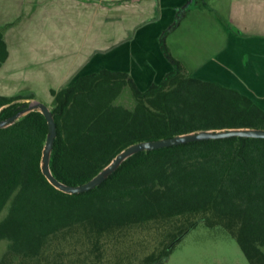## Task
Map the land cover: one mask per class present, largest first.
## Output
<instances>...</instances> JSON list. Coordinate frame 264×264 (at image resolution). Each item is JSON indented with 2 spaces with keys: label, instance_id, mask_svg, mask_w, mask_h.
Instances as JSON below:
<instances>
[{
  "label": "trees",
  "instance_id": "16d2710c",
  "mask_svg": "<svg viewBox=\"0 0 264 264\" xmlns=\"http://www.w3.org/2000/svg\"><path fill=\"white\" fill-rule=\"evenodd\" d=\"M161 44L173 70L146 90L128 73L107 68L51 90L57 138L50 169L58 181L84 185L140 142L201 130L264 129V109L254 100L188 76ZM8 57L0 28V69ZM127 92L132 108L119 103ZM28 99L34 97L0 96V120ZM48 132L39 111L0 129V213L9 204L0 222V241L8 242L0 264H105V254L130 246L127 235L138 228L161 238L144 261L162 264L201 222L224 228L249 264H264V139L231 137L141 152L96 189L69 195L42 173ZM71 247L76 259L66 260ZM117 258L114 264H133L128 255Z\"/></svg>",
  "mask_w": 264,
  "mask_h": 264
},
{
  "label": "crops",
  "instance_id": "0c3cea01",
  "mask_svg": "<svg viewBox=\"0 0 264 264\" xmlns=\"http://www.w3.org/2000/svg\"><path fill=\"white\" fill-rule=\"evenodd\" d=\"M186 1L178 0V3L182 6ZM197 1L196 7L186 14L188 17L196 9V29L183 32L182 36L178 34L168 43L173 57L184 63L188 76L238 90L264 109V0H221L218 3L220 8L223 4L221 13L212 4L210 10H203L204 7ZM14 3L19 4V16L23 17L17 21V26L9 28L8 24L14 21L18 11H10ZM159 3L162 7L160 19L143 24L130 33L133 37L130 40L132 43L127 44L129 48H121V44L114 46V66L113 69L107 68L128 73L141 90L160 83L173 70V65L157 48V43L166 25L169 26L176 16L177 2L159 0ZM87 9L86 0H0V28L9 52L0 69V82L10 83L13 77L27 75L22 73L25 69L34 70L38 66L50 67L51 72L46 73L52 74L54 77L50 80L56 81L58 68L71 70L73 59L75 65L81 66L83 62L79 63L78 58H85L88 52L87 43L85 48L82 44L85 16L84 34L88 32ZM45 10H51L48 12L51 16L45 17ZM74 12L81 18L80 34L77 24L72 21ZM62 19L65 20L64 25L61 24ZM156 23H161V27L157 28ZM230 25L234 26L233 29ZM79 43L80 53L73 54V49L78 50ZM84 51L86 53H81ZM85 59L83 68L88 64V59ZM51 60L52 63H48ZM142 72L155 76L145 87L139 85L137 78ZM85 74L76 75L59 89ZM50 80L45 79L46 82Z\"/></svg>",
  "mask_w": 264,
  "mask_h": 264
},
{
  "label": "rangeland",
  "instance_id": "374dc122",
  "mask_svg": "<svg viewBox=\"0 0 264 264\" xmlns=\"http://www.w3.org/2000/svg\"><path fill=\"white\" fill-rule=\"evenodd\" d=\"M86 1L88 6V32L87 35L86 33L84 34V29L86 26L85 16L83 23L84 28L82 30V44L83 48L86 47V43L88 47L87 56H85V58L88 59L87 67L83 68V64L86 60L84 56L82 58H78L79 63L83 62L81 66L75 65L76 61L75 59H73L74 65L72 68H70L71 70H66V72L60 70V68L57 69L58 77L56 81L50 80L54 76L52 74L46 73L47 71L51 72L50 67L47 68V66H38L34 70L28 68L22 72L26 73L27 75L13 77L10 80V83L0 82V94H4L6 95V97H15L20 95L23 98H28L30 97V95H32L34 99L22 100L21 102H29V104L43 102L51 109L52 107H54V99L50 94V90H52L53 88L59 89L61 86L66 85L70 81V79H73L74 77H76V75H81V73H90L93 71H98L101 68L113 69L116 53H113L112 48L114 46H118V44H121V48H129L130 45L127 44L132 43H130V40L133 37V34L130 33H133V31H135L143 24H151L158 18L160 19L162 12V7H160L159 0ZM196 1L197 0H195V2H193V4L191 5V0H188L181 6V4L178 3V0H173L174 4L177 2L176 16L173 19L172 23L169 26L167 24L165 30L160 34L158 38L157 48L159 47L162 51V40L165 41L167 47L169 48L168 43H170L175 36H177L178 34L182 36L183 32L196 29V9L195 11L191 12L188 17H186V14L191 9L196 7ZM197 2H199L202 8L204 7L203 10H210L212 8V6L210 5L212 4L213 6L216 5V9L219 10L220 13L222 12L221 10L223 8V4L221 5V8L218 6V3L221 2V0H198ZM18 6L19 4L14 3L10 7V11H12V9H18V11L16 10V14L13 17L14 21H10V23L8 24L9 28L17 26L19 24H17V21H19L21 17H23L22 15L19 16L20 8H18ZM188 8L191 9L188 10ZM166 9L168 8H165V10ZM50 11L45 10V17L50 15L48 13ZM52 18L58 19V17L53 16ZM34 19L35 18H33V20ZM68 21L69 20H67V22ZM72 21L77 24L76 27H78L79 29V21H81L80 15L74 12ZM64 23L65 20L62 19L61 24L64 25ZM161 25V23H156L155 26L157 28H160ZM230 27L233 29L234 26L230 25ZM80 43L78 50L73 49V54L80 53ZM81 53L84 54L86 52L84 51ZM170 53L172 55L171 51ZM68 61L69 60H67V62ZM48 63H52V60ZM180 63L186 70L184 63ZM143 72L140 77H137L139 79V85L141 87H145L146 84L150 82V80L155 79L154 75L150 76L148 72L146 74H143ZM46 74L47 76H43ZM45 79H49L50 81L46 82ZM259 97L261 98L262 96ZM119 103L128 108H132L134 106V100L128 92L124 94ZM8 209L9 204L0 213V222L7 215ZM148 231L149 233L143 231L142 228L132 230L131 234L127 235V237H129L130 241L132 242L130 246L125 247L119 245L117 251H112V247L109 250L108 254H105L104 263L114 264L118 260L117 256L122 257L128 255L130 256L131 262H133V264H146V262L144 261L145 257H147L155 247L159 246L158 243L161 240V238L160 240L155 239L154 235H152L154 234L152 230ZM7 248L8 242L5 240L0 241V260L4 253L7 251ZM74 249V247H71L70 249L65 250L68 253L65 257L66 260L76 259L77 253ZM119 252L123 254H119ZM124 262H126V260ZM125 264H128V262H126ZM162 264L249 263L240 250L236 240L224 228H209L203 222H201L181 238V240L175 245L169 257L164 260Z\"/></svg>",
  "mask_w": 264,
  "mask_h": 264
},
{
  "label": "water",
  "instance_id": "95a60500",
  "mask_svg": "<svg viewBox=\"0 0 264 264\" xmlns=\"http://www.w3.org/2000/svg\"><path fill=\"white\" fill-rule=\"evenodd\" d=\"M33 111H39L43 114L47 121L49 130L42 152V173L54 188L69 195L86 193L96 189L101 184H103L114 172H116L127 159L141 152H148L196 141L227 139L231 137L264 139V129L232 128L225 130H201L197 132L177 135L172 138L140 142L137 144H133L126 150L120 152L106 168H104L98 175H96L86 184L81 186H68L58 181L52 175L50 169L51 154L54 148L55 139L57 138V126L52 110L45 103L37 102L35 104H29V102H24L18 113L8 119L0 120V129H4L15 124L22 117Z\"/></svg>",
  "mask_w": 264,
  "mask_h": 264
}]
</instances>
